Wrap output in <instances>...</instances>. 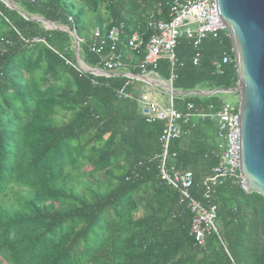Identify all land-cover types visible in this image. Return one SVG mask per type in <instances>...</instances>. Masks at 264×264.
<instances>
[{"label":"trees","instance_id":"1","mask_svg":"<svg viewBox=\"0 0 264 264\" xmlns=\"http://www.w3.org/2000/svg\"><path fill=\"white\" fill-rule=\"evenodd\" d=\"M14 2L28 16L73 30L79 58L101 68L108 47L90 50L86 15L103 35L121 26L116 50L124 57L132 33L146 42L153 33L146 21L168 19L173 0ZM74 50L69 33L46 29L0 0V264H264L263 196L232 179L204 186L218 161L214 121L191 120L169 145V162L192 171L195 198L215 206L217 231L197 245L192 212L158 175L163 122H148L135 98L118 97L124 76L81 70ZM232 53L224 34L197 50L181 38L174 64L161 58L151 68L163 80L172 72L178 91L226 89L237 84ZM130 56L134 65L142 51ZM223 56L217 72L213 60ZM138 84L125 91L136 95ZM174 99L178 109L190 102L204 114L224 102L219 93Z\"/></svg>","mask_w":264,"mask_h":264},{"label":"built area","instance_id":"2","mask_svg":"<svg viewBox=\"0 0 264 264\" xmlns=\"http://www.w3.org/2000/svg\"><path fill=\"white\" fill-rule=\"evenodd\" d=\"M168 19L151 17L146 21L148 29L153 33L146 42L138 32L132 33L127 41L129 51L142 56L135 64L139 73L126 70L127 63L122 54L116 50L120 41L121 26L112 25L103 35L98 26L91 30L89 48L92 52L100 54L105 46L108 50L100 58L102 72L94 75L124 76L126 81L117 90L118 97L135 98L141 114L148 122L156 120L163 122L160 134L161 151L158 155V175L162 182L179 192L180 201L184 202L192 212L190 224L191 235L197 245H203L206 235L217 231L215 221V206H205L192 193L194 180L192 171L181 169L169 162L170 142L182 134V127L192 122L194 116H208L214 121L219 141L218 161L204 178V186L208 190L210 185L220 184L225 179H232L245 191L246 186L239 178L240 163V108L238 101L234 103L223 102L215 112L204 114L198 112L192 103L187 102L182 110L174 105V94L170 93L167 85L171 86L174 74L171 72L167 82L159 77L153 79L150 74L155 73L151 68L161 58H167L171 65L175 61V47L181 38L191 41L194 49H198L206 38H218L221 34L229 36L226 24L219 16L216 0H173L169 5ZM33 40H41L33 38ZM27 42V40H24ZM200 59L198 51L195 52L192 62L197 64ZM228 57L213 60L217 72H221L222 65ZM139 82L133 92H126L125 88ZM164 86L169 93L165 102L157 99L159 87ZM193 125V124H192ZM248 192V191H247ZM206 196V194H205Z\"/></svg>","mask_w":264,"mask_h":264},{"label":"water","instance_id":"3","mask_svg":"<svg viewBox=\"0 0 264 264\" xmlns=\"http://www.w3.org/2000/svg\"><path fill=\"white\" fill-rule=\"evenodd\" d=\"M24 18L41 22L46 29L69 33L74 42L77 66L90 73L102 70L86 65L79 58V38L67 26L58 25L44 17L28 16L14 0H1ZM218 13L226 24L232 44V59L236 65L237 84L230 88L177 91L172 94L211 95L216 92L238 96L240 108V163L239 178L248 192H257L264 198V0H216ZM46 22L52 23L47 26Z\"/></svg>","mask_w":264,"mask_h":264},{"label":"crops","instance_id":"4","mask_svg":"<svg viewBox=\"0 0 264 264\" xmlns=\"http://www.w3.org/2000/svg\"><path fill=\"white\" fill-rule=\"evenodd\" d=\"M38 16V15H37ZM91 35V34H90ZM130 53H132L131 51H128V52H126V54L124 55V59H125V62L127 63V65H126V70H130V67L129 66H131L132 68H136L135 67V64L139 61V59L135 62V64L134 65H130L131 64V62H132V60H131V56H130ZM127 59L129 60V61H127ZM150 77L151 78H155V79H157L159 76L156 74V73H152V74H150ZM160 78V77H159ZM163 82H167V80H163L162 78H160ZM133 85H134V83H133ZM138 86H140V83L138 84ZM165 87L164 86H162V87H159L158 88V91H157V99H159L160 101H162V102H165L167 99H168V97H166V99H165V101H164V99L161 97V96H165L166 94H168L169 95V93L164 89ZM173 88V87H172ZM178 91V90H177ZM209 90H206V92H208ZM214 94V93H213ZM175 95H177V97H179V96H182V95H180V94H174L173 96H174V98H176L175 97ZM174 105H175V99H174ZM175 107H176V105H175ZM177 108V107H176ZM178 109V108H177ZM179 110H181V109H179ZM195 118H198L197 116H194L193 118H192V120L193 119H195ZM214 127H215V124H214ZM215 130H216V127H215ZM217 140H218V138H217Z\"/></svg>","mask_w":264,"mask_h":264},{"label":"rangeland","instance_id":"5","mask_svg":"<svg viewBox=\"0 0 264 264\" xmlns=\"http://www.w3.org/2000/svg\"><path fill=\"white\" fill-rule=\"evenodd\" d=\"M91 17H92V16H91L90 14H88V15L85 16V23H86V26L89 27V30H88L89 35L91 34V25H90V24H91V23H90V20H92ZM216 93H219V95L222 96L223 100H224L225 102H228V103H234V102H236V101L238 100V96L235 95V94H231V93H223V92H216ZM168 96H169V95L166 94L165 96H161V97H162V98L164 99V101H165L166 97H168ZM175 97L177 98V95H175ZM179 97H182V96H179ZM176 104H177V101H176ZM208 140H209L210 142H215V141H216V137H215V136H210V137L208 138Z\"/></svg>","mask_w":264,"mask_h":264},{"label":"bare ground","instance_id":"6","mask_svg":"<svg viewBox=\"0 0 264 264\" xmlns=\"http://www.w3.org/2000/svg\"><path fill=\"white\" fill-rule=\"evenodd\" d=\"M46 25H47V26H52V25L48 24L47 22H46Z\"/></svg>","mask_w":264,"mask_h":264}]
</instances>
